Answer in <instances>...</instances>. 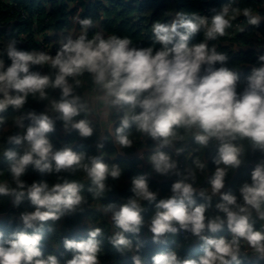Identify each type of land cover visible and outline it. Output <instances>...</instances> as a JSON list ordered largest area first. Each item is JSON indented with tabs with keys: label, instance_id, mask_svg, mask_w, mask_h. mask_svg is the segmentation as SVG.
I'll use <instances>...</instances> for the list:
<instances>
[{
	"label": "clouds",
	"instance_id": "obj_1",
	"mask_svg": "<svg viewBox=\"0 0 264 264\" xmlns=\"http://www.w3.org/2000/svg\"><path fill=\"white\" fill-rule=\"evenodd\" d=\"M163 16L151 23L147 45L106 29L103 11L84 18L77 12L70 26L51 33V42L37 34L39 48H20L22 38L15 36L3 41L0 198L32 210L20 212L16 230L0 231V264H61L42 251L44 233L86 210L101 219L88 218L86 239H63L71 254L63 264H102L105 241L117 254L131 255L133 264H147L139 254L145 227L154 244L176 245L153 255L151 264L264 261V54L255 64L229 66L221 46L249 26L259 28L264 11L227 0L208 14ZM243 68L250 70L242 77ZM58 124L80 140L97 135V154L75 151V142L57 146ZM105 142L119 154L135 148L150 166L131 177V195L120 203L102 202L114 191L110 181L125 171L106 162L116 154L104 151ZM250 157L256 162L249 179L236 193L224 191ZM30 170L49 179L29 183ZM152 174L174 178L164 197L150 187ZM102 220L110 234L98 226ZM181 235L184 245L177 244ZM193 242L201 253L181 257L179 249Z\"/></svg>",
	"mask_w": 264,
	"mask_h": 264
},
{
	"label": "trees",
	"instance_id": "obj_2",
	"mask_svg": "<svg viewBox=\"0 0 264 264\" xmlns=\"http://www.w3.org/2000/svg\"><path fill=\"white\" fill-rule=\"evenodd\" d=\"M227 0H0V47L3 41L15 36L17 39L22 38V42L18 47L30 50L31 47H41L36 44L35 36L42 35L45 43L51 42L56 37L51 35L60 28L70 26V17L79 12L84 17H97L101 11L105 14L103 24L106 29L116 32L120 35L131 36L134 41H144L149 43L148 29L151 23L157 19H165L164 13H173L176 11L193 12L198 11L202 14H208L213 7H219L226 3ZM241 6L251 5L253 8H259L264 11V0H239ZM257 33L264 34V22L259 28H249L244 32L237 34L235 38L222 42V48L229 51L231 61L229 66L233 64L252 65L256 63L257 54H264V49L259 50L262 46L263 39L257 38ZM197 40L200 39L198 36ZM258 46H260L258 48ZM238 49V50H234ZM249 68H243L241 76H246ZM29 107L36 108L37 111L42 109L41 105L34 103ZM99 132V128H98ZM53 140L59 146L61 142H75V151H85L90 155L97 154L95 151V143L98 136L94 135L88 140H80L75 132L64 134L58 124L57 130L53 134ZM151 142L149 141V144ZM104 151L111 156L115 155V160H106L108 163H117L125 169L124 174L118 181H110L114 185V191L109 193L103 203H120L123 199L131 195L129 189L131 187V177L141 173H147L150 166L139 158L137 150H124V154H119L118 149L112 142H105ZM147 154V153H145ZM179 163L183 157L177 158ZM209 170L214 166L211 163V156L206 155ZM256 162L255 157H250L249 163L242 166L237 173L229 178L228 185L224 191H232L236 193L238 185L245 179H249L251 168ZM191 163V160L188 161ZM6 165L0 161V170ZM181 167H186L185 161ZM27 181L31 183L33 180L49 179L41 177L39 174L29 171ZM173 179H165L152 174L149 178V184L152 190L158 191L160 197H164L169 193ZM31 211V207L26 203L19 209L13 207L10 200L0 198V231L6 235L16 230L19 224L18 216L22 211ZM152 214V208L149 206L148 212L144 213L145 219ZM88 218L93 222L101 219L99 214L86 210L83 214H77L72 217H66L57 223V231L53 233H44V241L42 251L45 256L54 254L60 259L61 264L65 258H71V254L66 253L62 241L64 238L71 240H80L87 238L89 225ZM98 226L104 227L106 234H110V225L106 220H102ZM227 235L226 232L221 233ZM132 239V237H129ZM139 239L143 242L144 247L139 253L142 258L151 264V257L157 253L175 248L176 245L171 241L164 245L154 244L151 240V234L145 227ZM177 244L184 245L183 239L177 237ZM198 243L193 242L182 246L179 249L181 257L195 258L201 253L197 251ZM102 264H133L131 255L121 256L117 254L110 245L105 241L104 255L101 257ZM244 264H264V261H257L255 258H249Z\"/></svg>",
	"mask_w": 264,
	"mask_h": 264
},
{
	"label": "built area",
	"instance_id": "obj_3",
	"mask_svg": "<svg viewBox=\"0 0 264 264\" xmlns=\"http://www.w3.org/2000/svg\"><path fill=\"white\" fill-rule=\"evenodd\" d=\"M236 36H237V35H236ZM261 45H262V47H261L259 50L264 49V39H263V43H262ZM257 55H258V54H257ZM180 164L183 165V159L180 161ZM180 238L183 239V236L181 235Z\"/></svg>",
	"mask_w": 264,
	"mask_h": 264
},
{
	"label": "rangeland",
	"instance_id": "obj_4",
	"mask_svg": "<svg viewBox=\"0 0 264 264\" xmlns=\"http://www.w3.org/2000/svg\"><path fill=\"white\" fill-rule=\"evenodd\" d=\"M262 43H263V42H262ZM262 43H261V44H262ZM261 46H262V45H261ZM183 163H184V160H183ZM196 250H197V251H201L199 245H198V247H196Z\"/></svg>",
	"mask_w": 264,
	"mask_h": 264
}]
</instances>
